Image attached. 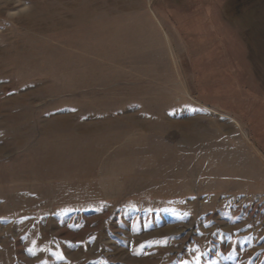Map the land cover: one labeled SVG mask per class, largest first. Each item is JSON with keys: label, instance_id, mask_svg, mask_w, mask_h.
Wrapping results in <instances>:
<instances>
[{"label": "rangeland", "instance_id": "1", "mask_svg": "<svg viewBox=\"0 0 264 264\" xmlns=\"http://www.w3.org/2000/svg\"><path fill=\"white\" fill-rule=\"evenodd\" d=\"M0 264H264V0H0Z\"/></svg>", "mask_w": 264, "mask_h": 264}]
</instances>
